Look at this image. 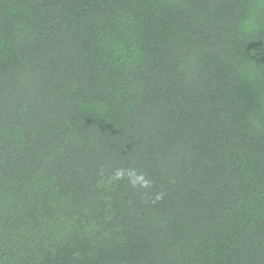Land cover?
I'll list each match as a JSON object with an SVG mask.
<instances>
[{"label": "trees", "instance_id": "16d2710c", "mask_svg": "<svg viewBox=\"0 0 264 264\" xmlns=\"http://www.w3.org/2000/svg\"><path fill=\"white\" fill-rule=\"evenodd\" d=\"M0 264H264V0H0Z\"/></svg>", "mask_w": 264, "mask_h": 264}]
</instances>
